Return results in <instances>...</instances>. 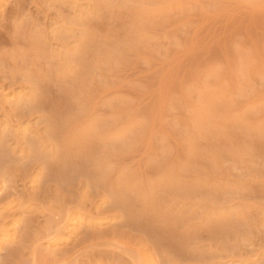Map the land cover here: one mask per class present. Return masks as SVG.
Segmentation results:
<instances>
[{"label":"rangeland","instance_id":"1","mask_svg":"<svg viewBox=\"0 0 264 264\" xmlns=\"http://www.w3.org/2000/svg\"><path fill=\"white\" fill-rule=\"evenodd\" d=\"M0 264H264V0H0Z\"/></svg>","mask_w":264,"mask_h":264}]
</instances>
